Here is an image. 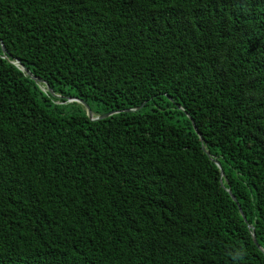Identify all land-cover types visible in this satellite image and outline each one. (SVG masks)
Returning <instances> with one entry per match:
<instances>
[{
	"label": "trees",
	"instance_id": "16d2710c",
	"mask_svg": "<svg viewBox=\"0 0 264 264\" xmlns=\"http://www.w3.org/2000/svg\"><path fill=\"white\" fill-rule=\"evenodd\" d=\"M0 43V264H264V0H0Z\"/></svg>",
	"mask_w": 264,
	"mask_h": 264
},
{
	"label": "water",
	"instance_id": "95a60500",
	"mask_svg": "<svg viewBox=\"0 0 264 264\" xmlns=\"http://www.w3.org/2000/svg\"><path fill=\"white\" fill-rule=\"evenodd\" d=\"M0 49L2 51V58H6V50L5 48L3 47V45L0 43ZM10 64H12L13 66H15L18 70H20L24 76H26L27 78H29L30 80H32L36 86L41 90V92L45 95H48V96H51V97H54V98H57V99H61L60 96H57V95H54L52 90L49 88L48 84L46 82H44L43 80L41 79H38L36 77H34L29 71L28 69H26L23 64L19 61H14V62H10ZM66 102L67 103H77L79 104L80 106H82L83 108V111L85 113V116L87 117V119L90 121V122H96V121H100V120H103V119H106L108 117H111L113 115H116L120 112H111V113H107V114H104V115H94L90 108L87 106V104H85L83 101L79 100V99H76V98H68L66 99ZM144 106V104H142L141 106H139L138 108L136 109H131V110H127V111H124L126 113H133V112H137L138 110H140L142 107ZM123 112V111H122ZM193 129H194V132L197 134V136L199 137L200 141H201V149L202 151L205 153V155L216 165L217 169L219 170V173H220V183L223 184V180L224 179V174L222 172V169H221V166H220V163L218 162V160L216 158H214L209 152L208 150L206 149V145L204 144L202 138L200 137V135L198 134L196 128L194 127L193 125ZM225 184H226V187L224 185V190L228 193V195L230 196V198L233 200V202L236 203V200L234 198V196L231 194L229 188H228V184L226 181H224ZM238 209H239V212H240V215L243 217L242 215V212L240 210V207L238 206ZM244 218V217H243ZM248 230L250 231L251 233V237H252V241L253 243L257 246V248L263 252L260 247H258V245L256 244V241H255V236H254V231H253V228L251 226H248Z\"/></svg>",
	"mask_w": 264,
	"mask_h": 264
}]
</instances>
